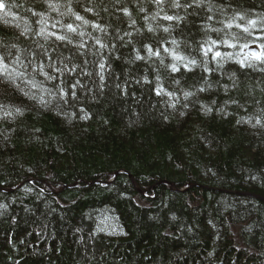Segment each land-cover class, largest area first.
Listing matches in <instances>:
<instances>
[{"label": "trees", "instance_id": "1", "mask_svg": "<svg viewBox=\"0 0 264 264\" xmlns=\"http://www.w3.org/2000/svg\"><path fill=\"white\" fill-rule=\"evenodd\" d=\"M5 2L13 15L4 23L0 13V44L79 69L44 81L56 93L45 95L46 106L0 79V104L23 110L0 118V264H264V64L242 67L236 59L246 49L239 46L218 45L235 57L219 63L201 50L226 35L238 45H264L259 25L250 36L235 26L210 30L237 12L246 17L242 24L264 16V0H210L211 12L207 3L179 0L173 8L164 0L156 20L153 0H73L75 11L106 28L85 26L73 44L20 35L16 23L35 28L32 11L48 12L43 0ZM89 7L98 15L84 11ZM49 15V30L58 34L65 30L52 29L56 20L80 23ZM173 39L196 61L190 71L167 67L173 61L163 48H173ZM81 42L86 47L78 49ZM145 45L160 56L149 57ZM137 51L145 59L136 60ZM77 80L73 98L68 86ZM108 217L117 229L105 225Z\"/></svg>", "mask_w": 264, "mask_h": 264}, {"label": "snow or ice", "instance_id": "2", "mask_svg": "<svg viewBox=\"0 0 264 264\" xmlns=\"http://www.w3.org/2000/svg\"><path fill=\"white\" fill-rule=\"evenodd\" d=\"M43 2L47 6L48 12L32 11V16L37 18L34 22L36 25L35 28H33V26L27 21L24 22L23 27H21L20 23H16L15 26L18 29H21L20 31L21 36H28L30 34H34L36 37H40L44 41H48L49 39L54 37L57 41L65 42L67 44H73V34L83 37L85 35V32L82 31L81 29L85 26H91L93 29H96L101 32H106V28L104 26L86 19L84 16L80 15L79 12L75 11L72 7L73 0H65L64 3H61V0H43ZM76 2L78 3L79 0H76ZM194 2L197 7L204 6L207 3L208 10L210 12L213 10L210 0H194ZM153 3L157 5L159 9L151 17L152 20H156L157 17L160 16V13L163 11L162 5L164 4V0H153ZM170 6L173 8H180L181 4L179 0H172ZM62 8L64 9V11H61ZM84 11L93 13L94 15H98V13H95L94 9L91 7L85 8ZM122 11L124 12L125 15L129 17L131 16V13L127 8L122 9ZM140 11L143 12L145 10L141 8ZM50 12H55L61 18L65 16L74 18V21L80 23L65 24L62 22V19L56 20L51 24L52 29H55L57 26H59L60 28L65 30L64 34H58L55 31L49 30L48 25L51 19L49 15ZM0 13H3L4 23H9L6 17L12 16L13 13L11 12V7L5 2V0H0ZM162 18L168 21L181 19L178 16H172L167 14H165ZM212 18H213L212 16L208 17L209 20H212ZM148 19L149 17L145 16V21H148ZM245 19L246 17L244 14L237 12L227 21H222L223 28H211L210 30L216 33H220L224 31V29H231L233 26H235L236 28L240 29L243 33L248 34L250 36L252 30L257 28L258 25L264 27V16H260L255 19H247L246 23L243 24L238 22V21H244ZM131 23L132 25H134L135 21L133 20L131 21ZM205 28H210V26L205 25ZM147 30L149 32H153L155 29H153L151 24H148ZM163 30L165 32L169 31L168 28H164ZM126 35L131 36V33H126ZM122 38L123 37H120V39ZM234 39L238 40V38H235L234 36H227V35L225 38H221L219 40L209 38V40L205 42V45L201 46L203 55L207 57L209 53H212V59L216 60L219 63L220 60H230V59H234L235 57L234 54L231 52L219 51L218 45H224L228 48H236L239 46L242 53L244 49H249V51L247 53H244V55L241 58L236 59V62L239 63L242 67L251 66V61L253 60L264 64V45L261 46L260 51H255L249 48L248 43H243L238 45L237 42H233ZM95 43L99 45L101 48L107 47V45L103 44L99 38H95ZM171 44L173 45V48L171 49H169L168 47L163 48V51L167 53L172 58L173 61L167 67L170 68L171 72L180 71V66L190 71L191 70L190 65L195 66L196 61L193 59H187V57H185L183 54L177 51L179 45L175 39L171 40ZM37 47L42 50L40 53L41 56L47 57L49 61L52 60V57L48 55V52L44 48L43 44H39L37 42ZM84 47H86V45L83 42L77 45L78 49H82ZM144 47L149 57L160 56L159 48L153 50V48L150 45H145ZM0 49H3V51H0V79L11 83L12 86H14L24 96L28 97L29 99L39 100V102L45 106L48 103H50L49 100L45 99V95L54 96L56 93L44 87V81L57 80L58 75L56 74L63 75L67 73L70 75L71 73L76 72L79 69V65H75V64L71 68H69L67 64H65L64 67L61 68L53 63H46L44 59H39L37 57V53L35 52L30 54L32 58L23 56L22 50H20L16 44H0ZM13 49H16L15 54L13 53ZM135 59L143 60L145 59V57L141 56L137 51ZM61 63H63V61H61ZM161 63H163V60H161ZM98 68L100 70L98 73L99 79L103 81L105 78L104 77L105 62L103 60L99 62ZM29 69H31V71H29ZM205 70L207 71L208 69ZM37 75L42 76L43 80H37L36 79ZM157 81H158V86L156 88L157 95L164 94V89L163 86L159 84L158 76H157ZM176 83H179V81H176ZM61 84H63V81H61ZM61 84H58L56 88L58 90L60 99L65 100V102H67L66 97L69 95V92L66 91L65 87L61 86ZM79 84L80 82L79 80H77L75 84H71L68 86L72 90L71 95L73 98L76 97L75 89ZM21 85H23V87ZM117 87H119V85H117ZM34 89L37 90L40 93V95H37L36 92H33L32 90ZM203 90H204L203 88L200 89V91ZM167 95L172 96L173 93L169 92L167 93ZM191 95L192 93L190 92L184 93L185 98ZM172 106L174 107L175 105ZM0 113H2V117L0 118H14L16 115H23V110L19 107L0 104ZM81 118L86 119L87 116ZM257 123L258 124L260 123L259 119H257Z\"/></svg>", "mask_w": 264, "mask_h": 264}, {"label": "rangeland", "instance_id": "3", "mask_svg": "<svg viewBox=\"0 0 264 264\" xmlns=\"http://www.w3.org/2000/svg\"><path fill=\"white\" fill-rule=\"evenodd\" d=\"M104 223H105V225L107 226V227H109V225H113L114 227L116 226V229H117V225H116V222L114 221V220H112L111 218H109L108 217V219H106L105 221H104ZM115 229V230H116Z\"/></svg>", "mask_w": 264, "mask_h": 264}, {"label": "water", "instance_id": "4", "mask_svg": "<svg viewBox=\"0 0 264 264\" xmlns=\"http://www.w3.org/2000/svg\"><path fill=\"white\" fill-rule=\"evenodd\" d=\"M251 50H255V51H258L257 49H251Z\"/></svg>", "mask_w": 264, "mask_h": 264}, {"label": "bare ground", "instance_id": "5", "mask_svg": "<svg viewBox=\"0 0 264 264\" xmlns=\"http://www.w3.org/2000/svg\"><path fill=\"white\" fill-rule=\"evenodd\" d=\"M23 184H21L20 186H22Z\"/></svg>", "mask_w": 264, "mask_h": 264}]
</instances>
